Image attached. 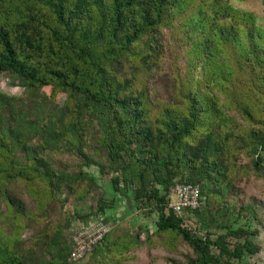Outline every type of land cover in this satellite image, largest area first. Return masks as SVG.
<instances>
[{"label":"trees","instance_id":"1","mask_svg":"<svg viewBox=\"0 0 264 264\" xmlns=\"http://www.w3.org/2000/svg\"><path fill=\"white\" fill-rule=\"evenodd\" d=\"M169 43L185 62L161 100L151 85ZM0 73L27 88L0 91V264L76 263L78 228L66 236L56 209L73 206L80 228L107 220L118 195L153 234L190 246L175 264H246L260 250L264 204L226 194L264 172L263 16L231 0H0ZM177 182L200 186L198 208L169 206ZM110 233L98 264H120Z\"/></svg>","mask_w":264,"mask_h":264},{"label":"rangeland","instance_id":"2","mask_svg":"<svg viewBox=\"0 0 264 264\" xmlns=\"http://www.w3.org/2000/svg\"><path fill=\"white\" fill-rule=\"evenodd\" d=\"M231 1L238 7L252 10L264 17L263 0ZM163 36L167 40H172L168 31H164ZM168 48L170 51L163 59L161 66L158 68L159 70H156L155 78L152 80L151 85L153 97H158L161 100L167 99L169 95L173 93L174 84L172 78V64L174 68L176 66L182 67L185 62L184 53H182L179 49H175L173 44L170 43ZM0 91L9 95H15L18 97L25 96L27 98V88L25 85L7 73H0ZM41 93L50 95L51 87H44L41 90ZM64 100V95H57L56 102L62 104ZM93 171L98 177L99 184H101L98 192L106 189V197L111 199L114 195L112 192L108 191V176H102L101 178L98 171ZM233 184L234 190L232 193H234V195H230L229 193L226 194V198H228L231 202L239 201L247 203L257 200L264 204V172L260 177L252 175L250 179H236ZM94 203V199H89V201L85 202V204L82 203L78 206H82L84 204L82 208L85 212L87 208H91ZM68 210L71 212L70 215L73 216V206H71ZM108 212H110V215L107 220L112 224V231L109 236L111 240H113L109 253L111 256L114 255L120 257V264H175L174 260H184L185 255L191 252L190 246L182 240H177L175 245L172 246L171 241L164 236L153 234L152 232L155 227L152 216L146 215L144 212L135 211L130 206L129 197L126 195H118V201L115 207L113 209H109ZM55 214V217L58 220H62L64 222L65 228L68 225V222H65L66 217H69L68 219L70 220V224L66 229L64 228V234H66V236H71L72 232L83 224L82 220L70 216L69 213L60 212L59 207L56 209ZM100 217L104 218L102 215ZM189 224L194 226L192 221H189ZM38 228H40V226L38 227L35 225L34 229H24L22 231L23 239H30L33 231L36 232L37 230H40ZM257 239L258 238L256 236L255 241L258 243ZM99 257L103 260L107 259L104 254ZM85 263L98 264V261L94 258V255L90 253L84 260L71 264ZM246 264H264V248L261 247L255 255L246 259Z\"/></svg>","mask_w":264,"mask_h":264},{"label":"built area","instance_id":"3","mask_svg":"<svg viewBox=\"0 0 264 264\" xmlns=\"http://www.w3.org/2000/svg\"><path fill=\"white\" fill-rule=\"evenodd\" d=\"M169 206L178 214L187 209L198 208L201 204V190L198 184L177 182L170 189ZM112 231V224L102 218L78 228L73 235L70 259L78 262L86 258L92 249Z\"/></svg>","mask_w":264,"mask_h":264},{"label":"crops","instance_id":"4","mask_svg":"<svg viewBox=\"0 0 264 264\" xmlns=\"http://www.w3.org/2000/svg\"><path fill=\"white\" fill-rule=\"evenodd\" d=\"M259 235H257L258 244L260 245V247L264 248V232H260Z\"/></svg>","mask_w":264,"mask_h":264}]
</instances>
